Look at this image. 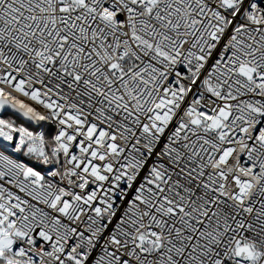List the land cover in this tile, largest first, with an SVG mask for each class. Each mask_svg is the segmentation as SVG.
<instances>
[{
  "label": "snow or ice",
  "instance_id": "obj_1",
  "mask_svg": "<svg viewBox=\"0 0 264 264\" xmlns=\"http://www.w3.org/2000/svg\"><path fill=\"white\" fill-rule=\"evenodd\" d=\"M0 264H264V0H0Z\"/></svg>",
  "mask_w": 264,
  "mask_h": 264
}]
</instances>
